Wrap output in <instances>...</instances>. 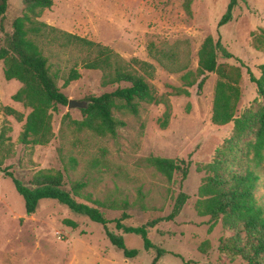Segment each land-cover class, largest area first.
Instances as JSON below:
<instances>
[{"label":"rangeland","instance_id":"374dc122","mask_svg":"<svg viewBox=\"0 0 264 264\" xmlns=\"http://www.w3.org/2000/svg\"><path fill=\"white\" fill-rule=\"evenodd\" d=\"M229 2L192 0L188 14L184 0H53V6L38 20L109 47L126 61L137 59L152 65L154 72L146 79L171 105V118L168 126L161 128L165 105L142 103L138 115L114 111V116L125 123L115 137L98 136L78 130L74 121L83 120L79 109L58 105L51 110L54 137L50 143L25 144L21 137L31 110L14 101L23 85L6 80L1 61L3 167L25 183L41 171L61 173L66 189L79 202L90 203L88 197L98 201L111 221L110 229L140 254L133 260L125 259L101 225L57 201L43 200L36 213L28 215L12 180L0 175V264H152L155 252L145 251L139 236L118 231L113 221L124 212L130 215L126 223L135 227L166 217L181 192L189 200L180 216L150 229L152 242L167 251L157 264H246L240 257L232 260L219 251L220 240L226 235L222 223L210 230V218L199 216L195 209L205 176L199 169L213 160L234 128V123L216 126L211 121L218 76L208 74L201 92L197 85L187 88L182 80L187 72H197L204 41L208 37L215 42L220 38L234 58H220L219 63L241 67L243 73V98L237 116L257 97L247 69L259 78V66L264 64V53L254 48L255 35L264 29V0L241 2L232 21L218 28ZM9 5L0 25V49L5 33L12 30L13 21L25 11L23 0H9ZM43 50L50 72L68 100L85 101L88 96H100L118 87H104L102 72L84 67L87 52L62 48L58 43H45ZM169 52L176 53L177 60L187 64L188 69L170 72L154 58L157 55L170 65V58L164 56L171 55ZM72 69L79 72L80 78L66 86ZM177 89H186L189 94H177ZM8 107L23 114L24 120L19 122L6 114ZM152 157L185 161L189 165L187 180L181 184V177L175 175L169 181L150 165ZM252 168L260 177L256 198L264 207V162L260 167L252 164ZM67 221L76 223V228Z\"/></svg>","mask_w":264,"mask_h":264},{"label":"trees","instance_id":"16d2710c","mask_svg":"<svg viewBox=\"0 0 264 264\" xmlns=\"http://www.w3.org/2000/svg\"><path fill=\"white\" fill-rule=\"evenodd\" d=\"M246 0H230L226 13L218 23L221 28L233 19L234 10ZM24 14L13 21L12 30L5 33L4 45L0 49V62L4 63L6 80H17L23 86L13 97L15 102L22 103L31 113L26 118L21 140L25 144L46 145L54 137L51 110L58 105L68 106V98L57 86L56 76L50 72L48 57L44 55L45 43H58L62 48H74L89 54L84 61L88 70L102 72L104 87H118L100 96H88L86 109H79L82 121H74L80 131H89L98 136L115 137L125 123L114 116V111L128 112L138 115L142 103L164 104L166 107L161 128L168 126L171 118V105L158 94L157 89L147 81L154 68L147 62L132 59L126 61L111 48L89 41L85 38L60 31L39 21L44 11L53 6V0H23ZM9 0H0V25L9 10ZM184 9L191 14L192 0H184ZM254 48L264 53V29L254 37ZM165 55L171 64L166 65L158 56L163 67L179 73L188 69V65L178 61L176 53ZM197 72H187L182 80L187 88L197 85L201 92L207 81L208 74H216L218 80L214 90L211 121L216 126H227L234 123L229 139L215 154L213 160L199 169L205 172L198 191L195 204L196 212L201 217L210 218V230L219 222L222 223L226 235L220 240L219 251L236 259L240 257L246 264H264V207L256 198L260 177L252 168L264 162V64L259 66L260 77L257 78L248 68L249 79L256 85L257 97L250 107L245 108L237 116L243 98L240 83L243 78L241 67L220 64L219 59H232L234 56L222 45L220 38L215 42L208 37L198 54ZM240 61V60H239ZM241 62V61H240ZM243 66V63H241ZM80 78L77 70L72 69L65 85ZM200 79V80H199ZM177 94H186V89H177ZM6 114L15 117L19 122L24 120L23 114L12 108H6ZM4 134L0 135V175L9 178L17 192L25 201L28 215L36 213L39 203L43 200L57 201L77 215L103 227L110 243L125 259L133 260L140 254L138 249L126 246L122 235L110 229L111 221L100 209V203L88 197L90 203L79 202L71 191L66 189L61 173L39 172L29 183L17 178L13 172L2 165V146ZM151 166L163 174L169 181L175 175L181 177V184L189 174V165L183 160L152 157ZM189 196L179 193L172 212L142 226H131L126 223L130 215L124 212L115 219V227L124 234L139 236L145 251L155 252L152 264H157L167 251L157 247L150 238V229L156 228L161 222H172L182 213ZM76 228V223L67 221ZM208 247V244L206 245ZM206 249H203V253ZM189 264V262L185 263Z\"/></svg>","mask_w":264,"mask_h":264},{"label":"water","instance_id":"95a60500","mask_svg":"<svg viewBox=\"0 0 264 264\" xmlns=\"http://www.w3.org/2000/svg\"><path fill=\"white\" fill-rule=\"evenodd\" d=\"M88 103L86 101L69 100L68 109H86Z\"/></svg>","mask_w":264,"mask_h":264}]
</instances>
